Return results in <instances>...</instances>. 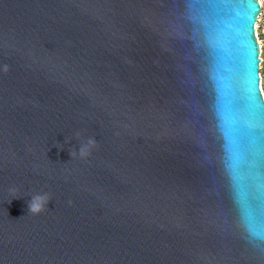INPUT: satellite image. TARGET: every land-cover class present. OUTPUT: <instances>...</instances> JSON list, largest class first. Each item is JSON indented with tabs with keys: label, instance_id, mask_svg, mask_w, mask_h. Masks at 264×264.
Wrapping results in <instances>:
<instances>
[{
	"label": "water",
	"instance_id": "95a60500",
	"mask_svg": "<svg viewBox=\"0 0 264 264\" xmlns=\"http://www.w3.org/2000/svg\"><path fill=\"white\" fill-rule=\"evenodd\" d=\"M259 12L0 0V264H264Z\"/></svg>",
	"mask_w": 264,
	"mask_h": 264
},
{
	"label": "built area",
	"instance_id": "2783aa9c",
	"mask_svg": "<svg viewBox=\"0 0 264 264\" xmlns=\"http://www.w3.org/2000/svg\"><path fill=\"white\" fill-rule=\"evenodd\" d=\"M260 7V12L256 17L254 24V36L258 45L259 54V88L262 90V82H264V0H257ZM261 95L264 100V93L261 91Z\"/></svg>",
	"mask_w": 264,
	"mask_h": 264
},
{
	"label": "clouds",
	"instance_id": "9594fccd",
	"mask_svg": "<svg viewBox=\"0 0 264 264\" xmlns=\"http://www.w3.org/2000/svg\"><path fill=\"white\" fill-rule=\"evenodd\" d=\"M262 91H264V84H262ZM78 135L79 134H77V136ZM70 140L71 139L66 140L65 143H68ZM91 143L93 142L89 140L88 144ZM86 147L87 145H80L78 151L83 155L85 153ZM75 151H77L75 148L69 150V154L71 157H73ZM50 201L51 199L47 194H36L34 196H31V200L28 204L29 211L33 214H39L45 210V206H47Z\"/></svg>",
	"mask_w": 264,
	"mask_h": 264
},
{
	"label": "snow or ice",
	"instance_id": "6c2138e0",
	"mask_svg": "<svg viewBox=\"0 0 264 264\" xmlns=\"http://www.w3.org/2000/svg\"><path fill=\"white\" fill-rule=\"evenodd\" d=\"M256 9H253V12H255ZM249 24V38H248V44L251 45V54H250V71L252 73V79L253 83H255V75H256V49H255V41L250 38V21L248 22ZM255 97V103L259 105V99H258V93H254Z\"/></svg>",
	"mask_w": 264,
	"mask_h": 264
},
{
	"label": "rangeland",
	"instance_id": "374dc122",
	"mask_svg": "<svg viewBox=\"0 0 264 264\" xmlns=\"http://www.w3.org/2000/svg\"><path fill=\"white\" fill-rule=\"evenodd\" d=\"M262 84H264V82H262ZM262 91V90H261ZM263 93H264V91H263Z\"/></svg>",
	"mask_w": 264,
	"mask_h": 264
}]
</instances>
